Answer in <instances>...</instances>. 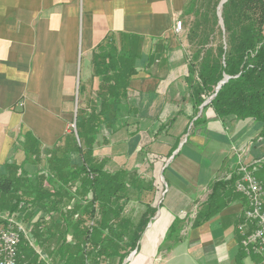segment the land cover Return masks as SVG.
<instances>
[{
  "label": "crops",
  "instance_id": "1",
  "mask_svg": "<svg viewBox=\"0 0 264 264\" xmlns=\"http://www.w3.org/2000/svg\"><path fill=\"white\" fill-rule=\"evenodd\" d=\"M188 1L0 0V177L20 154L24 159L27 143L49 150L67 138L79 85L97 79L92 54L108 34L141 38L128 84V127L135 130L118 139L125 127L106 138L113 152L106 159L109 166L124 159L122 167L129 156L142 164L148 157L165 189L126 264L252 260L240 250L237 229L244 200L223 177L239 162H264V141L257 137L259 124L223 123L210 108L206 122L194 126L202 109L196 114L192 108L187 44L174 32ZM194 208L199 225L188 220Z\"/></svg>",
  "mask_w": 264,
  "mask_h": 264
},
{
  "label": "trees",
  "instance_id": "2",
  "mask_svg": "<svg viewBox=\"0 0 264 264\" xmlns=\"http://www.w3.org/2000/svg\"><path fill=\"white\" fill-rule=\"evenodd\" d=\"M221 2L189 0L180 16L181 23L185 18L193 19L184 39L188 47L185 83L194 112L197 114L199 107L211 100L202 107L194 126L206 122L204 110L210 108L223 123L250 120L259 124L257 137L264 141V0H227L220 9L223 26L218 17ZM116 38L108 34L92 54V72L99 81L95 94L99 109L95 106L88 114L77 110V138L70 130L67 136L82 164H51L46 172L29 174L24 170L18 176L10 174L9 165L0 177V212H19L22 220L30 219L31 241L43 250L37 255L27 241L20 244L25 259L34 264H46L44 260L52 264H123L138 248L156 213L147 205L136 224L124 219L121 215L128 189L140 177L131 175L126 166L108 170V162L96 164L94 159L93 143L106 117L114 119L109 127L115 132L129 126L132 112L128 84L137 72L141 38L122 34L120 43ZM225 77V84L216 91ZM39 153L36 141L26 144V157L29 154L37 159ZM147 166L152 171V164ZM249 169L264 184V162ZM234 179L235 174L229 181ZM214 197L211 195L210 200ZM21 205L23 209L19 211ZM50 213L58 219L52 220ZM195 220L199 225L198 217ZM177 224L174 221L170 230Z\"/></svg>",
  "mask_w": 264,
  "mask_h": 264
},
{
  "label": "rangeland",
  "instance_id": "3",
  "mask_svg": "<svg viewBox=\"0 0 264 264\" xmlns=\"http://www.w3.org/2000/svg\"><path fill=\"white\" fill-rule=\"evenodd\" d=\"M220 12V11H219ZM193 22L192 18H185L182 21V26H183V32L180 34V38L184 40L185 45L187 44V41L184 39V36L187 32V28L190 27L191 23ZM117 42L120 43L121 38L117 36ZM146 46V45H144ZM187 45L185 47L187 51ZM188 54V52L186 53ZM99 81L97 79H92L87 81L86 83H83L80 86V92L79 95L77 94L74 98L75 101V107H76V112L79 110V113L85 112L89 113L90 110L95 108V106L99 109L98 105V100L96 98V91L97 88L99 87ZM84 87H85V94L84 92ZM210 101V100H209ZM77 114V113H75ZM80 115V114H79ZM73 116V121L69 124V130L73 131L75 138L76 133H75V124H74V112L72 114ZM77 119V116H76ZM114 123V119L111 118V116H107L105 119L104 124L100 128L101 133L97 136L96 141H94V159L95 163H103L107 162L106 156H110L112 152V149L110 150L109 145L107 144L106 138H108L113 132V129H111V126L109 127L110 124ZM74 126V128H73ZM135 130L133 126L130 128L127 127L125 128L124 133L120 136H118V139L126 138L127 132L129 133L130 131ZM73 144V141L70 137H67L63 141H61L57 146L53 147V149L49 150H44L40 149V153L38 158H34V156H28L26 157L24 155V158H26L25 163L22 165L23 162V155L20 154L14 162V164L10 165L9 172L12 174H16L17 176L20 174V171L23 172L24 170L27 171L29 174H33L36 171L38 172H46L48 168H50V165H55L57 167H78L82 164V159L81 157L76 153L75 147ZM126 150V149H125ZM131 153V152H130ZM145 158H149L145 156ZM117 161V159H114ZM128 163L126 168L129 170V173L131 175L133 173L134 177H140L138 181L135 183V186L129 187L128 189V200L127 203L124 206V210L122 213V217L124 219H129L131 220L134 224H136L140 218L142 217V214H144L147 210V205L151 206L155 202V205L158 204L156 203L162 196V193L165 189L164 186V178L162 174L158 171L152 172L149 171V168L147 164H142L141 162H138L136 156H129L127 159ZM154 160H157V157L154 158ZM122 165L125 162L124 159H121ZM121 162L118 163V165H121ZM116 163H112L110 166L109 164L106 165L108 170L115 169L118 166ZM135 166V167H134ZM137 167V168H136ZM24 176V175H23ZM32 214V213H31ZM44 217L46 214L43 215ZM50 218L52 220L58 219L56 214L50 213ZM24 222L27 223L30 231L33 229L32 225L30 224V219L25 218ZM49 223V221H46L45 224ZM33 240V239H32ZM34 241V240H33ZM31 247V246H30ZM34 251L37 255H40L42 249H40L36 244L33 242ZM43 254V253H42ZM45 259V258H44ZM52 260V258H50ZM43 261V260H42ZM46 264H52L51 261H45ZM256 260L252 258V260L248 259L246 261V264H254ZM54 264V263H53ZM104 264V263H103ZM107 264H117L116 262H109Z\"/></svg>",
  "mask_w": 264,
  "mask_h": 264
},
{
  "label": "built area",
  "instance_id": "4",
  "mask_svg": "<svg viewBox=\"0 0 264 264\" xmlns=\"http://www.w3.org/2000/svg\"><path fill=\"white\" fill-rule=\"evenodd\" d=\"M180 20L174 23V32L180 35L183 32ZM224 180L231 179L235 174L234 192L244 200L242 221L237 229L241 237L240 250L243 255L254 258V264H264V184L256 178L248 166L239 162L232 168ZM23 205L19 206V211ZM197 209L184 215L189 221L197 217ZM22 241H27L33 246L30 238V229L19 212H0V264H34L25 259L19 246Z\"/></svg>",
  "mask_w": 264,
  "mask_h": 264
},
{
  "label": "water",
  "instance_id": "5",
  "mask_svg": "<svg viewBox=\"0 0 264 264\" xmlns=\"http://www.w3.org/2000/svg\"><path fill=\"white\" fill-rule=\"evenodd\" d=\"M226 1H227V0H222V2L220 3V5H219V7H218V10H219V11H221L220 9H221L222 5H223ZM218 17H219V24H220L221 26H223V25H222V20H221V12H219ZM227 79H228V78L225 77L224 80H223L222 82H220V84L218 85L216 91H218V90L220 89V87H221L222 85L225 84V81H226ZM210 101H211V100H210ZM210 101H207L206 103H204V104L200 107V109H202V107L205 106V105H207ZM75 113H76V107H75V110H74V116H75V118H74V124H75V122H76V114H75ZM73 128H74V126H73ZM75 133H76V130H75ZM133 253H134V252H133ZM133 253H132V254H133ZM123 264H126V261H125Z\"/></svg>",
  "mask_w": 264,
  "mask_h": 264
}]
</instances>
